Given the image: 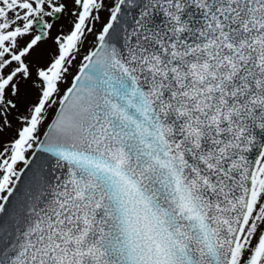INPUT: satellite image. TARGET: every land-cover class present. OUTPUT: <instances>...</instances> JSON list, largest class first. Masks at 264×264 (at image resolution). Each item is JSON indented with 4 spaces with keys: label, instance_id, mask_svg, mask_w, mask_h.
<instances>
[{
    "label": "snow or ice",
    "instance_id": "obj_1",
    "mask_svg": "<svg viewBox=\"0 0 264 264\" xmlns=\"http://www.w3.org/2000/svg\"><path fill=\"white\" fill-rule=\"evenodd\" d=\"M0 264H264V0H0Z\"/></svg>",
    "mask_w": 264,
    "mask_h": 264
}]
</instances>
